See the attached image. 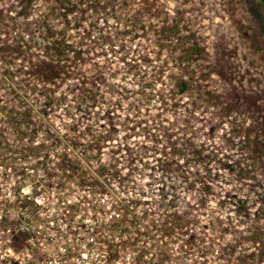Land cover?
<instances>
[{
	"label": "rangeland",
	"instance_id": "rangeland-1",
	"mask_svg": "<svg viewBox=\"0 0 264 264\" xmlns=\"http://www.w3.org/2000/svg\"><path fill=\"white\" fill-rule=\"evenodd\" d=\"M1 106L24 153L61 120L159 233L176 226L168 247L264 264V0H0Z\"/></svg>",
	"mask_w": 264,
	"mask_h": 264
},
{
	"label": "built area",
	"instance_id": "built-area-1",
	"mask_svg": "<svg viewBox=\"0 0 264 264\" xmlns=\"http://www.w3.org/2000/svg\"><path fill=\"white\" fill-rule=\"evenodd\" d=\"M10 83L22 92L16 82ZM12 111L1 106L0 264H228L222 247H168L172 233H159L149 212L132 207L126 183L111 182L106 168L90 164L66 138L68 129L54 120L58 118L49 120L48 131L41 126L24 153L26 143L19 145L23 133L11 124ZM62 140L69 154L62 153ZM63 155L80 159L99 185L90 178L82 181L76 168L63 166ZM257 243L249 242V249Z\"/></svg>",
	"mask_w": 264,
	"mask_h": 264
},
{
	"label": "trees",
	"instance_id": "trees-1",
	"mask_svg": "<svg viewBox=\"0 0 264 264\" xmlns=\"http://www.w3.org/2000/svg\"><path fill=\"white\" fill-rule=\"evenodd\" d=\"M27 8V7H26ZM29 10V8H27V11ZM22 11H26V10H24V8H23V10ZM193 49V47L191 48V50ZM46 69V68H45ZM189 83H188V81L185 79V78H182V79H180V81H179V84L177 85V89H178V91L179 92H186L189 88ZM54 101V100H53ZM171 137V136H170ZM96 140L99 142V143H105V136H103V134L102 133H100V134H97L96 135ZM191 141V139L190 138H185V142L184 141H182V142H179V143H181V145H185L184 147L186 148V146H187V144L189 143ZM78 143V142H77ZM176 143H178V142H176ZM163 147H166V152H178L179 150L181 151V149L182 150H184L182 147H178L177 146V144H175V141L173 140V142L172 141H170L169 142V144H164L163 145ZM168 148V149H167ZM100 152H102L103 150H104V148H102V147H100ZM197 152H201V150H199L198 151V149H192V154H190V155H195ZM193 156H188L187 157V161L189 160V159H191L190 157H193ZM190 161V160H189ZM178 163H179V165H181L182 163L180 162V161H178ZM181 163V164H180ZM167 170H169L170 168H166ZM179 168H176L175 169V172H176V170H178ZM159 176L162 174V175H164L165 174V171H164V173L163 172H161V169H159ZM150 176L152 177V178H154L155 177V172L154 173H152V174H150ZM162 179H163V177H160L159 178V182L161 183L162 182ZM169 185V184H168ZM186 211H180L179 212V217H182V214L184 215V213H185ZM167 231L168 232H170V233H173L175 230H176V226H169L168 227V225H167Z\"/></svg>",
	"mask_w": 264,
	"mask_h": 264
}]
</instances>
